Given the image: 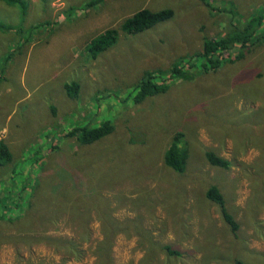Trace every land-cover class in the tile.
Wrapping results in <instances>:
<instances>
[{"label": "rangeland", "instance_id": "1", "mask_svg": "<svg viewBox=\"0 0 264 264\" xmlns=\"http://www.w3.org/2000/svg\"><path fill=\"white\" fill-rule=\"evenodd\" d=\"M89 1L29 0L23 20L0 2V21L20 29L0 30V139L12 153L0 168V264H264V24L260 40L221 53L217 68L133 99L145 74L242 28L264 0ZM166 7V21L121 29L141 8ZM108 28L116 42L90 57L86 44ZM70 80L78 98L65 93ZM106 119L113 132L89 145L67 136ZM176 131L189 152L179 174L163 160ZM207 150L229 167L211 165ZM212 184L235 234L204 195ZM103 210L131 226L111 232Z\"/></svg>", "mask_w": 264, "mask_h": 264}, {"label": "trees", "instance_id": "2", "mask_svg": "<svg viewBox=\"0 0 264 264\" xmlns=\"http://www.w3.org/2000/svg\"><path fill=\"white\" fill-rule=\"evenodd\" d=\"M101 1L102 0H90L86 3V6L91 7L100 3ZM201 1L209 3L208 0ZM0 2L7 5L17 6L21 12L22 20L27 16L29 0H0ZM173 13V9L168 7L162 8L157 11H152L148 8H141L121 22V29L129 35H133L149 29L159 22L170 19ZM263 24L264 8L259 12H255L253 15L249 16L242 28L232 27L230 29V32L225 36H220L215 39H205L202 44V51L199 52V54H197L196 56L193 55L192 57L190 56L184 58L183 63L178 62L176 64H173L169 70H155L156 75L155 73L145 74L136 85V93L134 94L133 98L134 102L139 103L149 97L166 93L170 88V83L167 81L169 78L181 81L192 79L194 74L190 73V69L196 68L199 69L201 73H206L209 70L217 68L221 62L218 58L221 53L229 51L237 46L242 47L249 43L252 44L257 40H260L258 34ZM0 30H9L15 32L20 31V29L16 28L15 26L4 24L1 21ZM118 33L119 31L117 28H108L103 32H99V34H96L97 36L92 38L86 44L85 50L89 52V55H91L90 57H96L99 53H101L102 51L105 52L106 49L111 47L116 42ZM199 58L200 63L197 62V59ZM185 64H187V68H185ZM154 76H156V78ZM64 89L66 95L69 98H78L80 85L77 81L70 80L68 82H65ZM165 96H167V94ZM113 130V124L110 120L106 119L102 120L95 127H90L88 124L81 125L80 127H74L73 129L69 130L67 136L75 138L76 142L80 145H89L109 135L113 132ZM182 138L183 133L181 131H176L173 134L171 143L166 149L163 157L164 164L178 174L184 172L189 154L187 147L183 146ZM180 143L182 144L180 145ZM205 157L207 161L213 166L228 168L230 165L229 160L217 155L211 150L205 151ZM11 161L12 153L6 142L0 139V168ZM16 170V167L13 166L11 172L12 174H14L15 180ZM80 178L82 179V181L84 179V184L87 185L88 181L86 180V178H84L82 175H80ZM15 180L14 186L17 185V180ZM204 195L208 200L218 206L224 222L229 227L230 231L235 234L238 229V223L226 209L223 195L218 186L214 184L208 186L207 190L204 192ZM10 198L11 197H8L7 199ZM97 202L100 203V207L102 205L103 207H105V204H107L106 200L102 198ZM13 205H17L16 201ZM100 216L101 220H103L105 225L110 230V226L113 227L114 230H111V232L131 226L129 221H125L124 223H122L114 217H111L104 210L100 213ZM162 248L169 255L180 254V251L174 250L168 245H164L162 246ZM108 249L109 248L106 246V250ZM106 258H108L107 254Z\"/></svg>", "mask_w": 264, "mask_h": 264}]
</instances>
